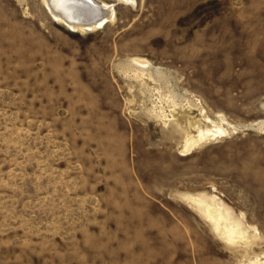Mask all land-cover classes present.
I'll return each mask as SVG.
<instances>
[{"label": "rangeland", "instance_id": "374dc122", "mask_svg": "<svg viewBox=\"0 0 264 264\" xmlns=\"http://www.w3.org/2000/svg\"><path fill=\"white\" fill-rule=\"evenodd\" d=\"M96 1L116 20L77 32L0 0V264H249L193 200L264 253V0ZM173 99L231 135L182 155Z\"/></svg>", "mask_w": 264, "mask_h": 264}, {"label": "bare ground", "instance_id": "6f19581e", "mask_svg": "<svg viewBox=\"0 0 264 264\" xmlns=\"http://www.w3.org/2000/svg\"><path fill=\"white\" fill-rule=\"evenodd\" d=\"M120 1L122 3H132L130 0ZM43 2L48 6L58 24L77 32L104 28L109 23L115 21L117 16L115 6L100 3L96 0H92L91 3H88L87 0H43ZM134 62L140 66L137 72H140L138 77L142 81H144L145 77L153 79L151 72L146 70L149 62L139 60H134ZM164 96L168 100L173 98V96ZM180 107L184 109L183 116L177 120L176 126H173L174 129L172 128L171 133L173 138L179 135L183 139V144L180 147L182 155H189L192 150L200 147L204 143L219 138H227L231 135V128H225L219 121L221 116L215 114L212 117L199 100L188 99L186 106L179 105L174 99L171 100V113ZM152 111L161 120L173 121L172 119H168L170 115L163 108L158 110V107L154 106ZM172 117L174 116L172 115ZM214 199L217 198L213 197V203L200 199L193 200L196 211L207 221L213 223L214 229L226 241L229 247L232 249L243 247L242 254L250 260L249 264H264V261L260 258L264 256V253L256 254L253 250L254 245L259 244L258 241L261 239L257 236V228L247 225L243 219L236 218L229 210L225 211L220 202ZM249 232L255 233L256 235H252V237L247 236ZM250 238H252L251 241H249ZM251 254H254L252 258ZM243 264L248 263L244 262Z\"/></svg>", "mask_w": 264, "mask_h": 264}, {"label": "snow or ice", "instance_id": "6c2138e0", "mask_svg": "<svg viewBox=\"0 0 264 264\" xmlns=\"http://www.w3.org/2000/svg\"><path fill=\"white\" fill-rule=\"evenodd\" d=\"M87 2H88V3H91V2H92V0H87Z\"/></svg>", "mask_w": 264, "mask_h": 264}]
</instances>
